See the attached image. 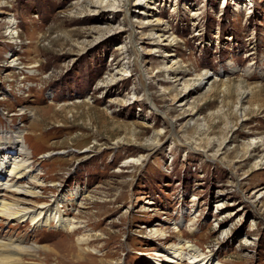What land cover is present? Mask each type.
<instances>
[{
	"label": "rangeland",
	"instance_id": "obj_1",
	"mask_svg": "<svg viewBox=\"0 0 264 264\" xmlns=\"http://www.w3.org/2000/svg\"><path fill=\"white\" fill-rule=\"evenodd\" d=\"M97 1L0 0V130L35 194L3 189L4 150L0 201L65 199L77 226L0 216V242L38 247L18 264H173L178 238L199 253L178 264H264V0Z\"/></svg>",
	"mask_w": 264,
	"mask_h": 264
},
{
	"label": "bare ground",
	"instance_id": "obj_2",
	"mask_svg": "<svg viewBox=\"0 0 264 264\" xmlns=\"http://www.w3.org/2000/svg\"><path fill=\"white\" fill-rule=\"evenodd\" d=\"M97 2L102 3L103 0H98ZM124 3L128 2L127 0H109L108 3L110 7L114 6L115 3ZM98 6V5H97ZM183 88L185 91L188 90V86L184 85ZM181 106V105H180ZM19 154L18 157L13 159V165L9 170L8 179L5 181L3 189L7 192L13 194H22L25 196H33L34 193H31L27 189L15 186L14 184L17 180L21 179L25 174H28L29 170L27 169V150L25 148V143L23 142L22 132L20 129L15 130H0V166H2V161L5 159L4 150H9L10 154L14 149H17ZM134 160L126 161L124 164L133 163ZM137 162V161H136ZM264 162V161H263ZM35 195V194H34ZM19 203V202H18ZM6 203L0 201V216L6 220H15L19 222H24L25 219H30V224L33 227L39 228L41 226H47L50 221L52 225L57 226L61 229L67 228L68 233H74L77 229V226L73 224V221H69L67 217H64V210L61 208L67 207L69 204L65 199L62 200V205H55V201H50L48 204H43L39 207L30 209L20 207L19 204L24 203ZM60 203V204H61ZM65 204V205H64ZM62 210V211H61ZM64 214V215H63ZM177 244L173 246L172 258H167V261L173 264H178L186 256L189 259L193 260L199 256L197 249L194 246L187 244V242L181 243L180 238ZM18 245L14 243H2L0 242V264H18L21 260V256H32L36 251H38L37 246H23L22 241ZM85 239H77L76 245L80 246L86 243ZM86 246V245H85ZM170 246V247H172ZM77 257L84 255L83 249L77 247ZM186 250V251H185ZM201 260V259H200ZM175 262V263H174ZM193 263V262H192ZM181 264V263H180ZM187 264H191L187 263Z\"/></svg>",
	"mask_w": 264,
	"mask_h": 264
}]
</instances>
